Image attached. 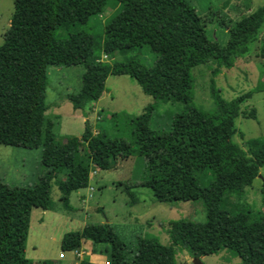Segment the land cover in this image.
I'll list each match as a JSON object with an SVG mask.
<instances>
[{"label": "trees", "instance_id": "16d2710c", "mask_svg": "<svg viewBox=\"0 0 264 264\" xmlns=\"http://www.w3.org/2000/svg\"><path fill=\"white\" fill-rule=\"evenodd\" d=\"M107 1L14 0L0 46V143L41 148L45 172L33 186L0 179V264H51L28 259L25 250L32 211L51 207L53 181L69 204L72 191L89 186L93 168L111 169L118 159L134 155L148 157V179L142 185L152 190L156 201H202L207 220L171 221L168 245L139 238L132 262L127 260L125 242L108 223L87 224L67 233L64 250L79 249L83 241L91 240L111 245L108 264H178L181 247L195 259L230 248L241 264H264V213L254 219L249 208L223 207L230 196H244L264 168V137L248 138L244 146L233 140L241 103L253 92L228 103L220 98L219 117L190 104L193 67L215 62L216 73L235 66L259 40L264 4L236 22L224 23L229 40L221 46L209 37L206 21L189 0H120L122 6L106 20L103 32H94L87 27L89 19L103 13ZM144 45L157 53L153 66L137 60L105 64L97 51L100 46L106 55H114ZM51 65L85 67L81 89L68 94L74 108L81 110L104 96L109 76L134 77L154 101L131 119L136 146L125 138L95 133L88 121L81 137L57 142L46 101ZM169 101L186 110L174 116L170 130L153 129L156 104ZM250 115L257 118L256 109ZM158 151L169 159L167 170L150 160ZM208 170L213 178L208 185L201 184ZM262 195L264 201V186ZM79 264L101 263L83 259Z\"/></svg>", "mask_w": 264, "mask_h": 264}, {"label": "rangeland", "instance_id": "374dc122", "mask_svg": "<svg viewBox=\"0 0 264 264\" xmlns=\"http://www.w3.org/2000/svg\"><path fill=\"white\" fill-rule=\"evenodd\" d=\"M199 15L206 21L209 37L221 46L227 44L229 32L224 23H233L245 14H250L264 0H189ZM122 2L108 0L101 14L92 16L87 27L102 33L106 20L114 16ZM249 6L252 10L249 11ZM15 8L14 0H0V46L4 41ZM105 64L137 60L147 67L153 66L157 53L149 45L132 50H121L114 55H107L97 47ZM217 63L210 62L193 67V83L190 89L191 105L213 117L223 114L220 98L226 103L246 92H253L241 103L240 116L236 119L237 131L233 140L245 145L248 138L264 137V23L261 26L259 40L250 45L249 52L240 58L233 67H223L216 73ZM49 86L46 101L50 106L48 114L56 122L54 133L56 141L64 142L67 136H79L85 130L88 121L95 133H105L109 138H125L136 146L135 125L132 117L139 116L153 103L136 79L130 75H111L107 79L104 98L97 105L89 102L84 110L74 108L71 101H66V94L78 92L82 87L85 67L51 65L49 67ZM61 103L62 108L55 109ZM67 103V104H66ZM67 106H64V105ZM256 109L257 118L251 117ZM186 110L183 104L158 102L153 112L151 127L164 132L171 128L174 116ZM59 112V118H55ZM84 117H86L84 121ZM241 133L244 134V138ZM42 151L38 148L15 146L0 143V179L11 185L33 186L45 172L41 161ZM164 151L150 156L154 164L167 170L169 159ZM213 176L210 170L200 178V183L208 185ZM148 179V162L144 156L134 155L108 170L99 169L93 182L92 196L90 187H84L71 194L69 204L62 199V192L57 180L51 189V207L44 215L42 209L34 210L32 226L26 243L25 255L28 259L51 264H63L72 260L71 250L62 248L63 238L69 232L81 231L87 224L108 223L113 231L122 238L128 247L127 260L132 262L141 237L156 238L164 244L171 243L170 222L190 219L199 222L207 220L202 201H179L175 204L158 202L152 190L142 185ZM264 186V168L253 185L246 188L244 196H230L223 207L249 208L254 219L264 213L262 190ZM133 196H132V195ZM135 200V201H134ZM41 214H39L40 212ZM36 212V213H35ZM38 213V216L36 215ZM37 216V217H36ZM44 220H41V219ZM43 222L42 224H40ZM136 237H138L136 239ZM109 243L83 241L85 250L83 259L99 262L100 254L109 253ZM82 248V247H81ZM65 253L62 261L60 253ZM89 254V257H85ZM104 257V256H103ZM178 264H195V258L185 248L178 249ZM82 259V260H83ZM197 264H241V258L234 249L225 248L219 253L205 255Z\"/></svg>", "mask_w": 264, "mask_h": 264}, {"label": "crops", "instance_id": "0c3cea01", "mask_svg": "<svg viewBox=\"0 0 264 264\" xmlns=\"http://www.w3.org/2000/svg\"><path fill=\"white\" fill-rule=\"evenodd\" d=\"M250 10H252V6H249V11ZM99 15V14H98ZM97 15V16H98ZM96 16V15H95ZM68 92H69V90H68ZM67 92V94H66V97H68V93ZM103 98H104V96H103ZM69 101V99L67 98L66 99V101ZM67 104V103H66ZM64 105V106H67V105ZM95 105H97V103L95 104ZM50 107V106H49ZM62 108V106H61V103H58V105H55V109H57L58 111H59V109H61ZM51 109L49 108V111H50ZM76 110V109H75ZM55 112V114H57V116L55 117V118H59V116H58V114H59V112L57 113V111H54ZM84 119V121H85V119H86V117H84L83 118ZM55 125H56V122H55ZM82 136V134L81 135H79L78 137H81ZM68 137H70V135H68L67 136V139H68ZM67 139L64 141V142H66L67 141ZM40 151H41V148H38ZM132 157V156H131ZM145 159H146V161L148 162V157H145ZM123 160H125V159H118L115 163H119V162H122ZM114 166H115V164H114ZM113 166V167H114ZM112 167V168H113ZM93 169H96L97 170V174H98V172H99V169L100 168H93ZM102 170V169H101ZM108 170V169H107ZM96 174V175H97ZM93 182V180H91V182H90V184ZM89 184V185H90ZM87 187H90V186H87ZM79 189H81V188H78V189H75L74 191H78ZM74 191H72V193L74 192ZM71 193V194H72ZM91 193H92V191L90 190V192H89V197H91L92 195H91ZM70 197H71V195H70ZM69 202H70V198H69ZM36 209V211L38 210V209H42V208H35ZM34 209V210H35ZM50 209V208H49ZM49 209H42V213L44 214V215H46L47 213L46 212H48L49 211ZM34 210L32 211V214H31V225H30V227L32 226V219H33V215H34ZM40 212V211H39ZM41 212L39 213V214H41ZM36 213V212H35ZM37 216H38V213L36 214ZM36 216V217H37ZM41 220H44L43 218L41 219ZM43 222H41L40 224H42ZM31 229V228H30ZM83 229V228H82ZM138 237H136V239H137ZM122 239V238H121ZM123 240V239H122ZM124 241V240H123ZM139 241V240H138ZM85 242V241H84ZM125 242V241H124ZM125 246H126V251H128V247H127V245H126V242H125ZM137 246H138V244H137ZM82 247V248H81ZM81 247L79 248V249H81V250H83L84 251V254H85V250L83 249V246L81 245ZM108 248H109V253L108 254H106L105 253V255H103V254H100V255H98L99 256V262H97V263H101V264H108L109 262H110V260H111V245H108ZM73 252V251H72ZM84 254H83V256L81 257V258H78L74 253H73V255H74V258L72 259V260H67V261H65L64 259L66 258V256H64L62 259H60V260H62V261H65V262H63V264H79V262L83 259V257H84ZM89 254H86V256L85 257H89L88 256ZM104 256V257H103Z\"/></svg>", "mask_w": 264, "mask_h": 264}, {"label": "built area", "instance_id": "2783aa9c", "mask_svg": "<svg viewBox=\"0 0 264 264\" xmlns=\"http://www.w3.org/2000/svg\"><path fill=\"white\" fill-rule=\"evenodd\" d=\"M108 57L107 55H105V58ZM97 174V170L96 169H93L90 173V180H94L95 179V176ZM90 190L93 191L94 190V187L90 186ZM92 195V193H91ZM74 254L78 257V258H81L84 254V251L81 250V249H75L73 250ZM65 256V254L63 252L60 253V257L63 258Z\"/></svg>", "mask_w": 264, "mask_h": 264}, {"label": "water", "instance_id": "95a60500", "mask_svg": "<svg viewBox=\"0 0 264 264\" xmlns=\"http://www.w3.org/2000/svg\"><path fill=\"white\" fill-rule=\"evenodd\" d=\"M197 263H201L200 258L195 259V264H197Z\"/></svg>", "mask_w": 264, "mask_h": 264}]
</instances>
